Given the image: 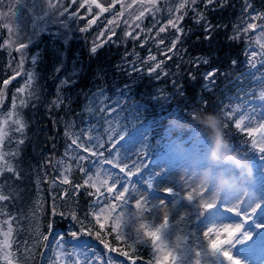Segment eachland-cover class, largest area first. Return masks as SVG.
<instances>
[{
    "label": "trees",
    "instance_id": "trees-1",
    "mask_svg": "<svg viewBox=\"0 0 264 264\" xmlns=\"http://www.w3.org/2000/svg\"><path fill=\"white\" fill-rule=\"evenodd\" d=\"M37 1L0 0V143L5 153L0 194L6 197L0 214L11 225L12 260L44 264L59 236L85 242L102 256L109 254L113 264H171L174 257L179 262L180 251L174 247L168 260L157 263L158 251L126 233L122 219L113 224L103 220L106 208L96 199L98 185L93 188L78 166L65 179L59 163L69 157L72 136L97 96L113 100L123 95L127 104L117 114L127 123L151 121L160 129L169 113L165 109L175 108L208 140H213V129L205 119L211 113L219 118L233 152L249 150L252 137L236 126L250 67L247 43L234 34V22L246 14L244 0H195L179 12L180 31L154 34L157 29L149 25L153 37L147 32L128 39L112 35L100 42L98 24L87 25L89 14L83 16L81 10L80 25L69 17L83 9L79 1L74 8L67 1L54 13L50 5L44 14ZM253 1L259 5L261 0ZM109 5L108 0L103 6ZM51 15L59 21L48 22ZM209 73L213 75L206 76ZM17 120L23 132L17 131ZM72 232L78 236L73 238ZM5 263L0 248V264Z\"/></svg>",
    "mask_w": 264,
    "mask_h": 264
},
{
    "label": "rangeland",
    "instance_id": "rangeland-1",
    "mask_svg": "<svg viewBox=\"0 0 264 264\" xmlns=\"http://www.w3.org/2000/svg\"><path fill=\"white\" fill-rule=\"evenodd\" d=\"M67 1H69L68 5L72 8L77 5V2H74L76 0H56L55 2L38 0L37 9L41 14H44L49 9L48 6L51 5L52 13H54L63 10ZM77 1L83 9H80L79 15L74 11L69 17L72 20H78L77 23L80 25L84 24V21H81L83 19L80 15L81 10L85 11L83 16L89 14L88 18L90 19L86 21L87 25L92 27L93 24H98L95 34L98 35L97 40L100 42L104 37H111L112 35L116 38L120 35L128 39L130 37L136 38L147 32L148 36L153 37V34L147 30L149 25L153 26L151 28L157 29L154 34L158 33L161 28H164V31L173 29L169 21L171 20L178 25L180 21L178 16L181 11L180 4L184 3L185 0H109L110 5L107 11H102L101 8L105 9L103 5L108 0ZM261 3L264 4V0H261ZM117 5L118 7H116ZM96 7L99 9H96ZM244 7L246 14L234 22V34L242 37L247 43L248 65H250L248 80L245 81V85L249 88L248 91L246 86L242 85L245 91L244 95L240 96L242 104L240 112L242 114L238 118V124L243 133L252 137V141L255 140L257 145H264V99L261 98L264 94V10L256 7L253 0H244ZM45 17L44 21L47 20V16ZM92 20H95V23H89ZM58 21V16L52 17L51 15L48 22L56 23ZM155 25L158 26L155 27ZM50 31L59 33L61 29H51ZM129 33L131 35H128ZM150 40L152 39L150 38ZM145 41L146 38L142 40V42ZM255 94H260V96H255ZM126 104L127 101L123 98V95L113 100L97 96L90 101L89 110L87 111L89 116L82 127L78 128V132L72 136V141L83 142L85 147L89 148H93V145L98 141L103 145V148L100 149L103 156L92 157L90 153L85 154L82 150L77 151L74 148H69V157H65L59 163L63 177L66 179L73 166H78L75 159L78 155H89L91 162H84L82 166L87 169L86 176L92 177L91 180L96 184L95 188L98 185L99 192L96 199L98 202L103 203L102 207L106 208V214L102 215V219L109 221L111 224L117 218V220L122 219L126 233L132 232L136 235V229L140 228L142 224L145 226L142 231L154 232L156 227L163 223V217L168 213L166 214L164 209L159 212L153 209V205L159 203L160 198L172 204L175 210L181 206V210L177 211L174 216L167 215L169 218V232L167 238L161 234L162 242L157 254L161 259L158 258L156 261L157 263L163 262L162 258L168 260L169 253L174 249L172 245L178 244L179 248H176L178 252L185 247L193 250L189 253L190 259L187 263L196 264L194 252L201 251V248L198 247L201 238L205 246H209L212 240L223 241L228 239V231H235L236 225L241 222L242 217L238 218L235 214L229 219L218 216L216 212L220 213L223 210L235 207L226 203L216 204L208 209L206 205L211 204V202L204 198V193L208 191L209 187L197 193V190L191 188L190 184L182 185L181 174L173 173V169L168 165L169 162H164L163 159L167 153L172 158H178L182 157L180 155L182 152L195 153L198 148L201 152L213 150L214 141L206 139L198 127L184 119L175 108L164 116L163 125L165 127L163 126L162 129L151 121L137 123V121L130 119V123H127L124 115L115 112L119 107L122 108ZM2 132L3 130H0V133ZM121 136L124 137L123 140H120ZM109 137H111V142ZM112 142L116 143L114 149L112 148ZM93 150L95 149L93 148ZM235 153L246 162L250 171L238 168L234 170L235 172L227 173L228 176H223L222 178L232 181L231 186L226 187L228 192H231L230 189L235 184L236 176L240 177L245 174L251 175L255 180L259 177L264 178V159H262L264 154L255 148L245 155L238 154L236 151ZM4 155V149L0 143V156H2L0 171L5 168ZM104 159L113 160L114 164L118 162L121 168H125V173H119V169L113 165L104 164ZM185 159H187V162L191 161L190 158ZM134 162L139 167V172L132 167ZM157 162L159 163L157 164ZM218 163L223 165L224 170L230 168V162L217 160L210 163L211 168L215 170ZM125 165H128V167H125ZM156 166L158 167L156 168ZM253 168L255 169L252 171ZM129 171L134 174L125 178V174ZM117 174L121 176V182L115 185L112 192H108L107 189L113 187V179L108 177L111 175L114 178ZM164 174L168 175L167 180L161 179ZM106 179L108 182L105 185L102 181ZM254 184L255 182L246 184V188L240 193L238 204H240L241 210L247 207L249 212H251L252 207H255L256 203L261 204V208L257 209L251 220L244 222L243 227V229L248 228L245 232L249 236L251 230L249 228L262 233V236L256 241V246L260 247L264 242V228L258 229L255 224H264V195L252 207L248 204L254 190ZM121 185L129 189L124 194L127 201L124 205L113 199L123 191ZM260 186L263 188L264 183ZM169 188L173 189L172 194L162 192L167 191ZM150 195L151 197H149ZM189 195H191V200L188 199ZM137 200L141 201L140 208L136 206ZM112 204L117 205L116 211L111 210L110 205ZM121 213H123L122 218L120 217ZM212 220H219L220 222L210 225L211 232L206 237L203 236V233L208 232L209 229L198 226L193 227L196 224H204L206 221ZM120 224L122 225V223ZM11 232L9 220L2 218L0 214V248L3 260L6 261L5 264H15L10 252ZM144 238L149 239L147 236ZM178 239L181 243H176ZM251 239L252 237L246 239L243 244H236L233 252L237 255H240V251L249 252L250 246L248 248L247 246ZM222 260L223 264H228L227 257H222ZM77 262L79 264H113L111 258L109 259L107 255L102 256L101 253L86 248L83 242L66 241L59 236L55 238L54 246L44 260V264H77ZM210 263L212 264L211 261L206 262L203 259L201 252L199 264ZM131 264L137 263L132 262Z\"/></svg>",
    "mask_w": 264,
    "mask_h": 264
},
{
    "label": "snow or ice",
    "instance_id": "snow-or-ice-1",
    "mask_svg": "<svg viewBox=\"0 0 264 264\" xmlns=\"http://www.w3.org/2000/svg\"><path fill=\"white\" fill-rule=\"evenodd\" d=\"M209 3L212 2V0H208ZM186 4H191L194 5L195 4V0H185V3H181L180 7L184 8L186 6ZM102 11H107V9H103L101 8ZM194 10V9H193ZM90 11V9H89ZM141 15H143V13H141ZM202 18V17H201ZM180 19H182V17H180ZM89 23H95V20L90 21ZM111 23V22H109ZM169 24L171 25L172 28L177 29V31H180V29L178 28L177 23L173 22V21H169ZM250 27H254V26H250ZM82 31H86V29H82ZM161 32L164 31V28L160 29ZM128 35H131V33H129ZM98 46H94L92 48L93 51H96ZM173 47H175V45H173ZM151 59H155L154 57H152ZM157 68L159 67V65L156 66ZM151 71H156V68L151 69ZM151 74V73H149ZM211 75H213V73H209L206 74V76L210 77ZM5 83H7V81H5ZM21 91H23V89H21ZM262 99H264V94H262L261 96ZM171 109H165V112H170ZM15 123L18 125L17 127V131L19 132H23L24 129V125L20 122V121H15ZM238 128L240 127L239 124L236 125ZM124 137L121 136L120 140H123ZM3 140V133H0V142H2ZM109 140L111 142V137H109ZM19 143H23V141H19ZM253 144V148L257 149L259 152H261L262 154H264V145H257L256 141L253 140L252 141ZM116 147V143L112 142V148L114 149ZM70 149H76L77 151H83V153L85 154H91L92 157H102L103 156V152L100 151L101 148H103V145L101 143H99L98 141L93 145V148L95 150H93V148H89V147H85L84 143H77V140H73L71 145H69ZM106 150H111V149H106ZM0 159H2V156H0ZM77 161V165L80 169V171L84 172L85 175H87V169H85L82 165L84 162H91L89 160V155H78L76 158ZM262 159H264V155H262ZM104 164H108V165H113L115 168L119 169V173H125V168H121L119 163H113V160H108V159H104L103 160ZM125 167H128V165H125ZM133 168H136L137 172H139V167L137 166V164L134 162L132 165ZM8 171H11V168L8 169ZM134 173L129 171L125 174V178L126 177H131ZM109 179H113V187H110L107 189L108 192H112L113 188L115 187L116 184L121 182V176L119 174H117L114 178L109 175L108 177ZM92 177H89V180H91ZM164 180L168 179V175L164 174V176L161 178ZM107 179L102 181V183H104L105 185L107 184ZM65 183H67V181L65 180ZM88 184V180L85 181V185ZM93 188L96 187V184L93 183L91 185ZM123 187V185H121ZM78 187H83V185H80ZM149 187H151V185H149ZM129 191V189L127 187H123V191L119 194V196L113 197V199L119 201V203L121 205H124L127 203L124 194L127 193ZM162 191V190H161ZM97 192H99V189L97 188ZM162 192H166L167 194H172L173 193V189L169 188L167 191H162ZM242 195H244L242 193ZM6 199V197L4 196H0V200H4ZM189 200H191V195H189L188 197ZM243 204V201L241 202ZM136 206L137 208L141 207V201L137 200L136 202ZM166 205L164 203V200L161 199L159 201V203L153 205V209L156 210L157 212L161 211L163 208H165ZM206 207L208 209H211L213 207L212 204H207ZM110 208L112 211H116L117 205L116 204H112L110 205ZM261 208V204L260 203H256L255 207H252L251 212L248 211V208L245 207L243 210H241V207L239 205L233 207V208H229L227 209V212L229 213H233L235 214L238 218L242 217V220L240 223H238L236 225L235 231H228L227 235H228V239L223 240V241H219V240H212L211 244L209 246H205L203 243V239L201 238V243L200 245H198V247L201 248V251H197L194 252V256L196 259V264H199V261L201 259V252L203 254V259L207 262V261H211L212 264H223V260L222 257H227L228 260V264H240V260L239 259H235L231 253L229 251H227L226 249H234L236 244H243L244 241L246 239H249L250 236L248 235L247 232H242L241 229L244 227V222H247L248 220H251L253 218V215L257 212V209ZM145 211H150L149 209H144ZM103 211V210H102ZM61 215H63L61 213ZM73 219H75V215L72 214ZM120 217H123V213L120 214ZM168 216L164 215L163 217V223H160L158 225V227H156L154 232H149V231H142L145 226L142 224L140 225V228L136 229V236L137 238L141 241V242H149L151 243L152 247L154 249H156L157 251L160 250V244H161V234L164 235L165 238H167L168 236V232H169V224H168ZM126 226V225H125ZM101 227H103V225H101ZM256 228H264V224L261 223H256L255 224ZM114 231L116 230L115 228L113 229ZM209 232H211V229H209L208 232H204L203 236H208ZM98 235V234H97ZM71 236L73 238L78 236L77 232H72ZM147 236L149 238L148 241L144 240V237ZM119 238V237H118ZM45 239H47V237H45ZM175 248H179L178 244H173L172 245ZM193 250L191 248L185 247L184 249L180 250L179 252V257H180V261L178 262L177 258H173L172 260V264H182V262L184 260H189V253H191ZM77 264H79V262H77Z\"/></svg>",
    "mask_w": 264,
    "mask_h": 264
},
{
    "label": "bare ground",
    "instance_id": "bare-ground-1",
    "mask_svg": "<svg viewBox=\"0 0 264 264\" xmlns=\"http://www.w3.org/2000/svg\"><path fill=\"white\" fill-rule=\"evenodd\" d=\"M188 152V151H187ZM187 152H182L180 155L185 154ZM212 153L213 150H206L204 152H201L200 149L198 148V150L195 153H192V157H191V161L187 162L186 159H180V157L176 158L173 157L171 155H169L168 153L164 156L163 161L164 162H169V167H171L173 169V173H179L182 176V185L185 184H190L191 188H194L195 190H197V193L201 192V190H204L205 187H203L200 183V181L202 180L203 177L207 176L208 178V191H206L204 193V198L208 199L212 205H216V204H220V203H226V204H230L232 206H237L240 204H238L239 202V196L240 193L242 192L243 189L246 188V184L248 182L253 183L254 184V190L252 191V195L250 198V202L248 204H250V206L252 207L258 200L259 198H261L264 195V187L261 188V184L264 183V178L263 177H259L256 178L257 180L253 179L251 177V175H242V176H236V180H235V184L232 186V188L230 189L231 192H228L226 187L223 189V194L220 198H216L212 195H210V193L212 191H214L216 189V187L218 186L221 178L223 176H228L227 173H232L234 170L238 169L237 166H235L234 164L230 163V168L227 169H223V165L221 163H218L217 167L215 170H213L211 168V162L214 161V159L212 158ZM174 159H176L174 161ZM210 161V163H208ZM160 162V161H159ZM157 162V164L159 163ZM158 166H156L157 168ZM255 168L252 169V171ZM231 171V172H229ZM238 171V170H237ZM235 172V171H234ZM151 197V195L149 196ZM161 200V198L159 199ZM166 207L163 208L166 211V214L169 216H174L176 214V212L181 210V206H179L176 210L175 207L170 204L167 203V201H164ZM170 205V206H169ZM219 220H212V221H206L204 224H196L195 226L198 227H205L206 229H209L210 225L214 224V223H219ZM247 227H245L244 229L242 228L241 230L243 232L247 231ZM251 229L249 234L250 237H252V239L249 241V246L251 247V250L249 253L247 254H243V252L240 251V255H237V253H234V249H226L227 251H229L231 253V255L235 258V259H239L240 263H245V264H264V250H262L260 247L256 246V241L257 239L262 236V233H260L259 231L254 230L253 228H249ZM254 234V235H253ZM246 241V240H245ZM254 256V257H253ZM253 257V258H251ZM255 258V260H253ZM211 264V263H210Z\"/></svg>",
    "mask_w": 264,
    "mask_h": 264
},
{
    "label": "clouds",
    "instance_id": "clouds-1",
    "mask_svg": "<svg viewBox=\"0 0 264 264\" xmlns=\"http://www.w3.org/2000/svg\"><path fill=\"white\" fill-rule=\"evenodd\" d=\"M205 123H207L213 129L214 145L212 158L217 161L230 162L244 171H250V169H248L247 167L246 162L231 150V146L223 138L220 129L219 118L209 113L205 119ZM200 183L203 187L207 188L209 183L207 176L203 177ZM231 184L232 181H230L229 179L221 178L218 186L214 191L210 193V195L216 198H220L223 194V189L227 186H231Z\"/></svg>",
    "mask_w": 264,
    "mask_h": 264
}]
</instances>
